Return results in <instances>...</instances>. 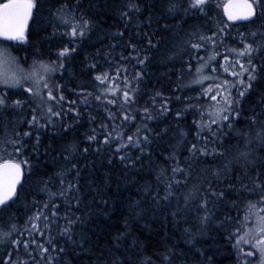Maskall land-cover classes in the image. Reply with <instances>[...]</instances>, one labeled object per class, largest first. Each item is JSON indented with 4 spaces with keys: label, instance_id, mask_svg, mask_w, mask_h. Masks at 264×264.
<instances>
[{
    "label": "trees",
    "instance_id": "obj_1",
    "mask_svg": "<svg viewBox=\"0 0 264 264\" xmlns=\"http://www.w3.org/2000/svg\"><path fill=\"white\" fill-rule=\"evenodd\" d=\"M226 1L212 0L205 15L189 9V0H37L32 24L25 39L14 44V53L24 64L51 65L55 70L45 98L51 89L63 100L49 102L61 115L45 128L26 123L38 101L21 91L7 92V106L0 108V156L31 165V174L25 166L19 199L0 213L4 264H241L235 241H229L220 221L226 214L234 217L229 229L234 231L245 224L248 202L264 199L261 189L254 188L264 184V18L231 23L222 15ZM170 5L176 7L170 10ZM218 26L225 29L217 38L218 65L205 69L206 76L225 72L237 55L227 64L222 57L246 44L255 49L251 57L256 66L252 88L236 105L240 115L221 130L223 135L217 133L219 138L207 131L197 135L201 115L208 121L210 100L201 96L200 84L191 83L198 78V62L188 64L189 43L211 36ZM65 48L69 52L60 56ZM199 54L206 59L203 49ZM143 57L147 59L140 63ZM125 91L134 102L125 101ZM15 100L22 106L16 107ZM124 115L136 118L125 121ZM113 129L125 139L140 129L141 138L148 136L144 151L130 146L117 153L115 140L104 143ZM24 132L32 135L24 137ZM17 134L25 141L22 155L10 143ZM93 134L96 140H89ZM192 144L209 154L191 150ZM121 155L128 159L121 161ZM177 167L183 171L174 174ZM217 171L218 179L213 175ZM208 182L214 191H225V199L208 195ZM69 183L75 187L60 196ZM168 183L172 195L165 201ZM230 183L236 191L228 190ZM241 183L253 190L244 191ZM190 192L208 199L207 212L198 211L195 201L185 208L184 196ZM49 193L57 195L50 199ZM257 207L264 210V204ZM37 215L39 220L31 223L39 232L29 224ZM205 215L208 221L202 222ZM69 219L73 223L65 232ZM33 236L36 243L27 249L11 243L14 237L30 241ZM37 244L49 250L43 252ZM256 259L248 257V264Z\"/></svg>",
    "mask_w": 264,
    "mask_h": 264
},
{
    "label": "snow or ice",
    "instance_id": "obj_2",
    "mask_svg": "<svg viewBox=\"0 0 264 264\" xmlns=\"http://www.w3.org/2000/svg\"><path fill=\"white\" fill-rule=\"evenodd\" d=\"M133 8H137L138 6L132 5ZM175 5H170V10L174 9ZM212 0H189V9L195 10L198 12H204L205 15L211 11ZM38 9L37 0H5V2H0V36L5 37L7 40H24L25 39V29L29 19L33 15V10ZM259 9V12H257ZM225 11L228 15L229 21H239L245 20L249 23H254L253 18H264V0H244L242 4L236 5L229 3L225 8ZM125 15H127L125 13ZM63 19V17H61ZM225 29L223 27L218 26L217 31L213 32L211 36L201 35L197 37L196 43H189L190 49L192 51L189 53L190 60L188 62L189 67L192 66V60H196L198 62V66L196 67V72L199 74L198 78L194 79L191 83L200 84L202 86L201 96L204 94L209 95V99L214 101V104L209 106V110L206 113L208 116V121H204L203 115H201V121L198 124L197 135L199 136L201 131H207L210 136H217L219 132L223 135L221 131L223 128L231 127L232 121L234 118L240 115V109L236 107L239 103L240 99L245 96L246 91L252 88V82L256 79V66L252 64L251 53L255 50L252 44H246L240 50L231 49L227 55H224L222 58L224 62L227 64L229 62L230 56L232 54H236L240 57L246 59V62L250 67L245 68L243 64H240L239 67L243 72L248 73L247 80L243 78H239V88L236 84H230L228 80H224L222 84H216L214 79L209 76L204 75L205 69L212 71V64L215 63L218 65L217 56L220 53L217 51L218 43L217 38L224 34ZM72 35H77L76 28L72 29ZM79 35H83V31L79 33ZM252 35H255L253 33ZM264 36V34H261ZM219 43L223 44L224 41L220 40ZM243 43V41H241ZM149 44H151V39H149ZM134 47V46H133ZM204 50L205 57L200 56V51ZM69 52V49H62L59 53L60 56H65ZM147 57H143L139 59L140 63H143ZM0 62L8 65L11 69L10 72H0V84L4 86L6 89H21L24 93H30L31 97L38 101V105L36 109H33L31 119L26 121L32 127L45 128L52 122V117H60L61 113L59 111H55L50 101H56L57 99L63 100V96H53L52 90L49 89L46 93L44 88H47V75L53 72L55 69L49 67L47 64H41L39 68H33L31 71H24L19 67L16 62V58L11 56L7 49L0 48ZM233 66V65H229ZM228 69L225 68V71ZM233 76H239L238 73L233 72ZM97 80H101L102 77L97 76ZM212 80L213 82L209 84L207 87H203L204 81ZM28 84L29 87L25 88L24 86ZM236 88L237 94L235 97L231 95V89ZM227 93L224 95L223 93ZM159 95V94H158ZM124 99L127 102H134V97H130L129 93L125 91L123 93ZM219 98V99H218ZM99 99V97H97ZM8 96L7 93L0 94V108L7 106ZM16 107L22 106V101L15 100L12 102ZM114 103V101H113ZM167 110V109H165ZM147 112V110H145ZM39 112V115L37 114ZM177 116H180V113H176ZM124 120L127 121L129 119H135V116L129 117L128 115H124ZM148 118L151 119V115L148 114ZM43 121V123H41ZM212 124L216 125V128L213 129L211 127ZM104 127L103 125L101 126ZM140 129H137V133L133 135H129L125 137L121 133H116L115 129L112 132H109L104 137V143L109 144L112 140H115L117 143V153L121 152L124 149L131 147L137 148L139 151H144V144L148 142V136L144 135L142 138L139 135ZM115 134V135H114ZM32 135L31 132H24V137H30ZM217 138H219L217 136ZM89 140H96L95 134L88 137ZM205 140L209 139V137H204ZM14 148V153L21 154L22 150L25 147V141L19 134H17L16 139L10 141ZM37 143H39V138L37 137ZM76 149L75 145L70 147V151L74 152ZM99 151V149H97ZM191 150L200 151L204 155H208L209 153L206 149L201 148L197 149L196 144L191 145ZM83 151L87 152L88 149H84ZM222 155V154H221ZM246 155V154H245ZM121 161L128 159V157L121 155ZM25 166L28 168L29 174H31V165L28 160H17L13 158L3 159L0 156V213L7 212L11 209L13 204L17 199H19L18 186L20 189L23 188L22 181L25 180ZM227 168V166H225ZM164 169H161V175L164 173ZM173 173L182 172L183 170L179 167L172 169ZM215 178H220L221 173L219 171L213 173ZM63 183V180L61 181ZM209 186L206 190L208 195L218 199H225L226 193L223 190L214 191L213 185L211 182H208ZM176 184H180V181H176ZM75 187L72 183H69L67 188L59 193L60 196H65L66 193L71 192V190ZM261 189V195L264 197V184L254 185V188ZM168 195H165L162 199L168 200L169 195H172L171 189L172 184H167ZM241 188L244 191H252L253 189H249L246 185L241 183ZM228 190L230 192L236 191L235 187L230 183L228 185ZM76 191L79 192V188H76ZM57 195L56 193H49L50 199ZM239 197V194H237ZM190 201H195L197 205L198 211L207 212L208 209V199L206 197H201L200 199H196V197L190 192L189 194L184 196L185 208L188 207ZM79 199L76 200L77 205L79 204ZM103 203H107V201H103ZM232 206L236 207V201H232ZM258 204H264V199L257 201L256 203L248 202L246 205L245 212V224L242 227L235 228L234 231H229L230 228L233 227L232 222L234 221V217L230 215H225L224 219L220 221L222 227H225V231L228 232V239L230 242L235 241L233 246L240 253L241 264H248V257L258 256L257 264H264V215H261V211H258ZM45 208L48 205H44ZM55 207V205H53ZM179 214V210L174 212L173 215ZM55 215V213H53ZM39 215L34 218H30L29 224L30 227L36 229L39 232V228L37 225L32 224V219L39 220ZM250 218L255 219L254 226H248L247 221ZM202 222L208 221V216L205 215L201 217ZM45 227L47 228V218L45 217ZM73 221L71 219L68 220L69 227L65 229V232L70 231V227ZM15 228V226H13ZM17 236H23V232L19 229H15ZM43 235V232L39 233ZM5 236H11V233H4ZM29 235L32 236V233L29 232ZM12 244H15L17 248L23 246L27 249L30 244H35V237L29 240H21L17 238H13L11 240ZM49 244L51 245V240H49ZM37 247L41 248L43 252H47L48 248H43L41 245L37 244ZM246 247H249V250H245ZM11 260V257H9ZM0 264H4L2 260H0Z\"/></svg>",
    "mask_w": 264,
    "mask_h": 264
},
{
    "label": "rangeland",
    "instance_id": "obj_3",
    "mask_svg": "<svg viewBox=\"0 0 264 264\" xmlns=\"http://www.w3.org/2000/svg\"><path fill=\"white\" fill-rule=\"evenodd\" d=\"M257 12H259V9H257ZM19 43H20V41H18V40H16V41H7V40H3V39L0 38V48L7 49L8 52L11 54V56H13V57L16 58L17 64L24 71H26V72L27 71H31V70H33L34 67L38 69L41 64H47V63H44V62H34V63H26V64H24L20 60V58L14 53V49H13L14 48L13 46H15L14 44H19ZM252 54H253V52L251 53V55ZM236 58H237V60L234 62L233 66L226 67L228 69L227 71H225V72H222V71L221 72H214L209 77H212L214 79V82L216 84H222L224 80H228L230 84H236L237 87L239 88V78H243V79L247 80V76H248V73L243 72L242 69L239 67V65L240 64H243L245 68H248L250 66L245 61L246 60L245 58L240 57L238 55L236 56ZM252 61H253V59H252ZM252 64H253V62H252ZM47 65L49 67H51V65H49V64H47ZM5 71L10 72L11 69L8 67V65L4 64L3 62H0V72H5ZM233 72L238 73L239 76H233L232 75ZM50 74L51 73H49L47 75V88H51L50 83H49L50 82ZM204 75L206 76L205 73H204ZM204 82H206L207 83V86H208L213 81L212 80H208V81H204ZM29 86L30 85L26 84L24 87L27 88ZM47 88H44L43 90L45 91ZM11 90L12 91H19V92L21 91V92H23L19 88H16V89H6V88H4V86L2 84H0V94L7 93V92H9ZM230 91H231V95L233 97H235L236 94H237V89L236 88H233ZM25 94L29 97V99L32 98L30 93H25ZM223 94L224 95H227L226 92L223 93ZM207 96H208V99H209V95L208 94H207ZM214 103H215L214 101H211L210 100L209 101V106L211 104H214ZM253 220H254V222H253L252 226H254V224H255V219H253ZM258 259H259V257L257 256V259H256L255 264H257V260Z\"/></svg>",
    "mask_w": 264,
    "mask_h": 264
},
{
    "label": "water",
    "instance_id": "obj_4",
    "mask_svg": "<svg viewBox=\"0 0 264 264\" xmlns=\"http://www.w3.org/2000/svg\"><path fill=\"white\" fill-rule=\"evenodd\" d=\"M243 2H244V0H227V1L223 4V6H222V14H223L224 18H225L227 21H229V20H228L227 12L225 11V8L227 7V5H228L229 3L239 5V4H242ZM33 16H34V10H33V15H32V17L29 19V21H28V23H27V25H26L25 34L28 32V30H29V28H30V26H31V24H32ZM254 18H255V17H254ZM254 18H253V19H254ZM229 22H232V23H240V22H242V23H246V22H248V21H245V20H239V21H229ZM0 38H2V39H4V40H7L5 37H2V36H0ZM8 41H15V40H8ZM23 182H24V180L22 181V184H23ZM19 190H20V188H19V186H18V192H19Z\"/></svg>",
    "mask_w": 264,
    "mask_h": 264
},
{
    "label": "bare ground",
    "instance_id": "obj_5",
    "mask_svg": "<svg viewBox=\"0 0 264 264\" xmlns=\"http://www.w3.org/2000/svg\"><path fill=\"white\" fill-rule=\"evenodd\" d=\"M248 127V126H247Z\"/></svg>",
    "mask_w": 264,
    "mask_h": 264
}]
</instances>
